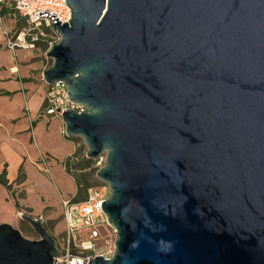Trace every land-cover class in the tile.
<instances>
[{"label": "water", "instance_id": "water-1", "mask_svg": "<svg viewBox=\"0 0 264 264\" xmlns=\"http://www.w3.org/2000/svg\"><path fill=\"white\" fill-rule=\"evenodd\" d=\"M48 85L87 108L68 137L106 163L111 259L88 264H264V0H66ZM39 239L0 224V264H56ZM72 264H77L73 262ZM81 264V263H80Z\"/></svg>", "mask_w": 264, "mask_h": 264}, {"label": "crops", "instance_id": "crops-1", "mask_svg": "<svg viewBox=\"0 0 264 264\" xmlns=\"http://www.w3.org/2000/svg\"><path fill=\"white\" fill-rule=\"evenodd\" d=\"M0 26L6 27L5 22ZM36 50H21L19 58L18 54L8 50L0 34V171L5 170L9 183L18 186L16 182L22 170L26 181L19 185L25 192L20 205L29 209V214L34 218H43L46 226L50 223L53 229L47 227L49 232L64 233L66 222L62 201L75 199L78 194L77 184L67 172V164L74 160L77 149L72 139L64 132L62 118L45 111L49 86L43 75L48 67L42 69L36 61ZM43 113H48L53 119L44 121L40 116ZM43 130L44 134L55 133L58 136L60 145L56 149H44L42 142L46 137ZM43 153L52 154L51 158L57 159L70 184L64 189L65 192L61 189L59 191L60 211L58 202L53 204L50 194L37 186L48 181L42 166ZM31 176L38 180L35 187L36 198L41 203L38 209L32 204L26 190ZM63 180L65 187L66 180Z\"/></svg>", "mask_w": 264, "mask_h": 264}, {"label": "built area", "instance_id": "built-area-1", "mask_svg": "<svg viewBox=\"0 0 264 264\" xmlns=\"http://www.w3.org/2000/svg\"><path fill=\"white\" fill-rule=\"evenodd\" d=\"M54 14L59 22L70 23L72 10L66 0H0V24H3L5 15L15 19L17 15L25 20V27L21 30L8 31L6 27V47L13 54L18 50H36L41 42H48L49 33L58 37V40L48 42L49 50L61 41V36L54 29L51 18L39 13ZM45 111L61 117L67 110L78 113L87 112V108L70 100L69 90L65 83L57 82L48 85ZM65 132V131H64ZM103 154L98 160L104 161ZM106 160V159H105ZM110 196V187L106 183L92 186L88 189L87 197L83 201L73 199L63 200L65 232L56 239L61 252L56 264H88L92 258L104 257L111 259L115 254L116 230L109 224L106 213L102 208ZM113 228L109 237L101 233V227ZM104 242V245H100Z\"/></svg>", "mask_w": 264, "mask_h": 264}, {"label": "rangeland", "instance_id": "rangeland-1", "mask_svg": "<svg viewBox=\"0 0 264 264\" xmlns=\"http://www.w3.org/2000/svg\"><path fill=\"white\" fill-rule=\"evenodd\" d=\"M4 22L6 24V29L8 31H11L13 28L15 32L23 29L26 24L25 20L19 15H17L15 19H11L9 16L5 15ZM0 34L4 42L6 43L4 26L3 27L0 26ZM48 35H49L48 42L52 40L53 37H54L53 38L54 40H58V37L54 36L52 33H49ZM48 42L46 41V42L39 43L38 49L35 51L37 55L36 61L39 62V64L42 66V69L49 67L51 64L53 65V62H54L53 59L48 57V52H49ZM20 52L21 50H18L17 54L19 55ZM18 57L21 58L20 55ZM40 116H42L43 120L45 119L46 121H50L51 119H53L52 117L48 115V113L40 114ZM43 134H44V130H43ZM44 135L47 140V141L43 140L42 142V146L44 147V149L50 151L52 149H56L60 145V140L57 138L58 136L55 133H53V135L52 133H49V134L45 133ZM72 141L76 146V149H77L76 152H78V155H77L78 161H75L74 164L72 165V171L73 173L76 174L77 173L76 169L78 168L80 162L84 161L85 159L86 160L88 159L86 155L88 152V148L82 138H74L72 139ZM51 155L47 153H43L44 160L42 162V166L44 167V170L46 173L45 175L48 181L47 182L44 181L43 183L37 185L36 183L38 181L37 178L35 179V177L31 176L30 182L26 186V190L29 192V196H30V199L32 200V204L36 207V209L41 207V203H39L40 201L36 198L37 195L35 194L36 192L35 187L37 185L40 187V189H44L45 193H47L48 195L50 194L49 197L51 198V202L53 204L58 202V205H59L58 210L60 211L61 198H60L59 191L60 189L64 191V189L68 188L70 184L65 178L62 165L59 164L57 159L53 160L51 158ZM103 158H104V161L92 160L93 163L89 164L90 168L85 172V174H87L88 176H90L89 174L93 175L92 180L89 181L92 184V186H98L103 183L101 180L97 178L98 171L101 168H103L106 163V160H105L106 156L104 155ZM63 179L66 180L65 187H64ZM82 196L83 197L86 196V193L83 192ZM23 197H25V192L23 191L21 186L13 185V188L9 191L8 189H6L4 186L0 184V224L9 223L13 225L16 229L20 230L26 238L31 239V240H37L39 239L38 234L35 231H33L30 225L27 224L21 218L22 214L31 216L29 214L30 210L25 209L20 205L21 199ZM16 204H19V208H16L15 206ZM47 227L49 229H53L50 223H47ZM112 230L113 228H110L108 226L101 227V233L104 236V238L109 237L110 234L112 233ZM50 233L54 236L55 239L60 238L61 235L63 234V233H55V232H50ZM112 238H113V241L116 242V237L112 236ZM100 245L101 246L104 245V242H101Z\"/></svg>", "mask_w": 264, "mask_h": 264}, {"label": "trees", "instance_id": "trees-1", "mask_svg": "<svg viewBox=\"0 0 264 264\" xmlns=\"http://www.w3.org/2000/svg\"><path fill=\"white\" fill-rule=\"evenodd\" d=\"M52 66V64L48 67V69ZM75 137H70V139H74ZM78 152L75 153L74 156V160L69 162V164H67V172L73 176L77 187H78V194L75 197L76 201H83L86 199L87 197V193H88V189L92 187V184L89 182L92 180L93 175L89 174L90 176H88L87 174H85V172L90 168L89 164H92L93 161L90 159H85L84 161L80 162L78 168L76 169L77 173H73L72 171V165L74 164L75 161H78ZM80 174V175H79ZM83 174V175H81ZM26 181V175L23 173V171L21 170L20 172V176L17 179V184L20 185L22 183H24ZM0 184L2 186H4L6 189H8L9 191L13 188V184H10L8 179H7V174L6 171H0ZM85 192L86 196H82V193ZM16 208H19V204L15 205ZM27 223V222H26ZM28 224V223H27ZM46 226V225H45ZM31 227V226H30ZM47 228V226H46ZM32 229V227H31ZM48 229V228H47ZM33 230V229H32ZM34 231V230H33Z\"/></svg>", "mask_w": 264, "mask_h": 264}]
</instances>
